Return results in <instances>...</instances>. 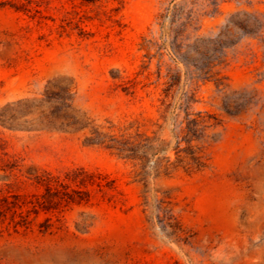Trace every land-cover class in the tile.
I'll return each instance as SVG.
<instances>
[{"label":"rangeland","instance_id":"1","mask_svg":"<svg viewBox=\"0 0 264 264\" xmlns=\"http://www.w3.org/2000/svg\"><path fill=\"white\" fill-rule=\"evenodd\" d=\"M0 264H264V0H0Z\"/></svg>","mask_w":264,"mask_h":264}]
</instances>
